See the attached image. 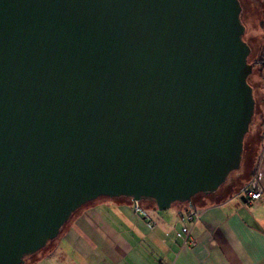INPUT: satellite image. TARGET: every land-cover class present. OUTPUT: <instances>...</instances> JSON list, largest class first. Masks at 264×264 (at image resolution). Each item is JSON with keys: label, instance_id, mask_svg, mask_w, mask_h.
Masks as SVG:
<instances>
[{"label": "water", "instance_id": "95a60500", "mask_svg": "<svg viewBox=\"0 0 264 264\" xmlns=\"http://www.w3.org/2000/svg\"><path fill=\"white\" fill-rule=\"evenodd\" d=\"M236 0H0V264L100 198L158 211L238 170L254 109Z\"/></svg>", "mask_w": 264, "mask_h": 264}, {"label": "crops", "instance_id": "0c3cea01", "mask_svg": "<svg viewBox=\"0 0 264 264\" xmlns=\"http://www.w3.org/2000/svg\"><path fill=\"white\" fill-rule=\"evenodd\" d=\"M262 130L242 185L233 177L215 193L163 212L142 202L154 221L152 232L133 214L130 199H99L71 218L53 248L27 264H264ZM253 173L263 187L258 201L238 196ZM190 207L198 216L190 233L195 245L185 248L176 234L186 227L182 217Z\"/></svg>", "mask_w": 264, "mask_h": 264}, {"label": "rangeland", "instance_id": "374dc122", "mask_svg": "<svg viewBox=\"0 0 264 264\" xmlns=\"http://www.w3.org/2000/svg\"><path fill=\"white\" fill-rule=\"evenodd\" d=\"M236 1L240 8L239 21L243 27L242 42L249 50V55L247 56L246 61L247 64L253 65L251 74L247 77L246 80L247 85L252 90V96L254 100L253 114L248 125V130L243 137L239 168L238 170L231 172L227 178L228 182L229 180H232L233 177L237 176L235 182L237 183V185H242L241 182L246 181L248 178V171L245 167L249 165L250 159L256 154V139H258L259 131H261L262 129V127L260 126V117L264 116V71L261 72L259 70L260 67L255 64L256 61H258L259 57L261 55H264V0ZM263 131L264 130H262V135L264 136ZM226 183L222 184L219 189ZM188 204L189 203L187 202H176L168 210L173 209L175 206H187ZM85 206L81 207L78 211H80ZM65 226L62 228L57 238L49 241L44 248H42L35 254L27 256L23 264H27L29 259H31L32 257L42 253H46L51 248H53Z\"/></svg>", "mask_w": 264, "mask_h": 264}, {"label": "built area", "instance_id": "2783aa9c", "mask_svg": "<svg viewBox=\"0 0 264 264\" xmlns=\"http://www.w3.org/2000/svg\"><path fill=\"white\" fill-rule=\"evenodd\" d=\"M263 194V187L256 176H253L249 182L239 191L238 196L249 201H258ZM133 214L145 221L146 228L149 232L154 230L155 224L152 218L142 208L141 203L138 201H131ZM198 220L197 214L190 207L182 221L186 224V227L182 228L180 232L176 234L177 238L181 241L182 247H193L195 242L191 238V229Z\"/></svg>", "mask_w": 264, "mask_h": 264}, {"label": "trees", "instance_id": "16d2710c", "mask_svg": "<svg viewBox=\"0 0 264 264\" xmlns=\"http://www.w3.org/2000/svg\"><path fill=\"white\" fill-rule=\"evenodd\" d=\"M256 65H258L260 68L259 70L262 72L264 71V55H261L258 59V61H256L255 63ZM251 67L253 68V65L251 64ZM260 124L262 126V128L264 129V116L260 117ZM254 176V173L252 175V177Z\"/></svg>", "mask_w": 264, "mask_h": 264}]
</instances>
